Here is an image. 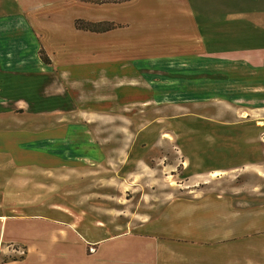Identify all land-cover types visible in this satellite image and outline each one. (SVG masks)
I'll use <instances>...</instances> for the list:
<instances>
[{
	"label": "crops",
	"instance_id": "1",
	"mask_svg": "<svg viewBox=\"0 0 264 264\" xmlns=\"http://www.w3.org/2000/svg\"><path fill=\"white\" fill-rule=\"evenodd\" d=\"M76 19L113 26L84 30ZM40 49L50 63L41 60ZM206 65L213 66L214 80H241L232 71L244 67L250 80L264 81V0H0V264H264V185L251 194L233 185L152 201L149 216L115 232L109 214L83 215L89 206L82 204H109L106 198L75 195L78 176L97 171L98 161L123 157L116 175L105 174L109 167L101 172L104 181L135 178L145 143L82 132L76 144L90 146L84 151L73 148L72 134L99 127L109 105L129 113L169 111L158 98L170 88L159 84L199 80ZM13 98L20 113L8 104ZM251 144L259 151L260 142ZM263 151L260 158L209 168L195 157L199 172L218 175L262 166ZM252 171L264 183V169ZM52 185L47 196L44 188ZM14 247L25 254L14 257Z\"/></svg>",
	"mask_w": 264,
	"mask_h": 264
},
{
	"label": "rangeland",
	"instance_id": "2",
	"mask_svg": "<svg viewBox=\"0 0 264 264\" xmlns=\"http://www.w3.org/2000/svg\"><path fill=\"white\" fill-rule=\"evenodd\" d=\"M202 70L205 73L198 75L199 80L195 77L189 81L159 84L162 85V89L170 88L171 92H168V95L161 92L158 98V101L161 102V104L158 103L159 107L162 104L172 106L169 111H160L157 114L147 111L145 113H129L120 112L117 109L112 110L113 106L109 105L103 109L109 111V115L105 114L106 119L97 120L99 127L91 130H79L80 132L72 134L73 148H80L84 151H88L90 146L76 144V141H80L82 132L87 136H91L89 133L91 132L98 137L103 134L110 137L125 136L127 139L138 137L145 143L142 145L143 147H140L139 154L142 155V161H135L134 164L135 178L134 176L120 178L119 182L117 178L112 177L116 175L115 172L119 169V165L123 163V157L122 160L120 158L117 161L95 162L96 166H93V169L97 171L87 174L85 170L81 172L77 178L78 193H75L77 199L85 201L93 196V199L106 198L109 203L82 204V207L89 206L88 209L83 208V215L105 216L109 214L112 232L130 230L133 228L134 218H141L145 214L149 216L152 213L153 209L150 208L153 205L149 204L152 201L160 203L181 193L183 195L185 192L193 195L210 190L228 191L233 185L234 189L240 190L241 187H244V192L251 194L257 191V185H264L262 178H256V172L252 171L264 169V164L249 171L243 170L245 168L242 167L220 171L218 175L209 174V170L199 172L200 160L195 157L196 155L204 160L202 166L209 168L230 164L245 157L260 158V153L264 149V144H262L264 143V81L261 79L250 80L251 72L244 67L234 68L235 71H232L242 81L214 80L213 66L206 65ZM225 72L228 75L231 73L229 69ZM260 74L262 73L259 72L258 76ZM147 99L144 98V100ZM10 101L8 104H12V110L20 113L22 111L21 104L18 103L20 100L13 98ZM46 105L48 104L46 103ZM74 106L75 110L84 108L83 106ZM49 116L51 120L56 119L52 113ZM154 117L158 118L156 126L151 125L154 124L151 123V119ZM133 120L140 122H134V124ZM107 123L111 127L103 128V124ZM118 124H126V128H118ZM182 138H185V146L177 144L178 140ZM145 140H158L159 143L146 144ZM187 140H192L193 144ZM252 141L261 143L259 151L255 148L258 144L253 145ZM130 146L127 145V150ZM134 147L135 145L130 150V154H133ZM212 148L214 149L211 152ZM123 151L126 153V150L123 149ZM182 152L185 153V169L180 162L183 157ZM191 158H194L193 162ZM107 167L109 169L105 174L112 176H109L108 181H104L105 177L100 174ZM145 170L150 172L146 173ZM171 172L174 175L171 176ZM155 175L157 178L154 177ZM184 175L191 176L190 179L185 178V183L180 180ZM133 179L141 180L138 182L140 185L131 184ZM233 188L231 187L232 190H234ZM44 189L45 192L47 191V196L54 190L53 185ZM240 192L242 191L240 190ZM134 212L139 215L135 216ZM12 249L14 257L25 254L23 248L14 247ZM1 259L8 258L1 257Z\"/></svg>",
	"mask_w": 264,
	"mask_h": 264
},
{
	"label": "trees",
	"instance_id": "3",
	"mask_svg": "<svg viewBox=\"0 0 264 264\" xmlns=\"http://www.w3.org/2000/svg\"><path fill=\"white\" fill-rule=\"evenodd\" d=\"M83 1L93 2V3H117V2H122L126 0H83ZM112 26L113 24L108 23V22H89V21H85L81 19L75 20V27L84 29V30L95 31V32H101V31L110 29ZM39 55H40L41 60L44 63H50V59L45 54V51L43 49L39 50Z\"/></svg>",
	"mask_w": 264,
	"mask_h": 264
}]
</instances>
